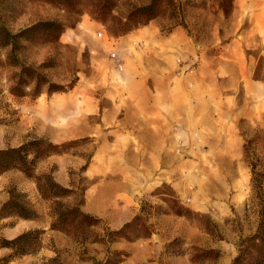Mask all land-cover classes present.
Segmentation results:
<instances>
[{"label": "rangeland", "instance_id": "374dc122", "mask_svg": "<svg viewBox=\"0 0 264 264\" xmlns=\"http://www.w3.org/2000/svg\"><path fill=\"white\" fill-rule=\"evenodd\" d=\"M41 21L60 26L12 40ZM235 26L233 0H0V149L32 139L53 147L29 173L0 166V207L13 197L30 210V217L14 214L15 206L0 215V264L108 256L109 264H232L257 227L248 161L264 170V94L247 97L208 67L200 81L217 86L194 88L201 52L233 48ZM244 51L255 63L252 77L264 82V51L250 43ZM22 65L36 67L42 83L74 84L13 94L10 85L34 79ZM231 95L244 114L258 104V124L237 122V148L225 147L228 125L218 136L207 118ZM46 173L72 192L43 197L35 176ZM75 203L95 224L54 228V210ZM35 228L42 231L35 251L1 246Z\"/></svg>", "mask_w": 264, "mask_h": 264}, {"label": "trees", "instance_id": "16d2710c", "mask_svg": "<svg viewBox=\"0 0 264 264\" xmlns=\"http://www.w3.org/2000/svg\"><path fill=\"white\" fill-rule=\"evenodd\" d=\"M153 7V3L148 6L140 7V10H147ZM60 26L57 21H41L34 23L20 32L11 35L12 40L17 41L20 37L34 33L36 30L41 29H54ZM22 74H26L33 80L32 82H17L10 85V91L17 95H37L44 89L46 92L50 93L56 90H65L70 88L74 81L70 82L67 86H58L45 81L44 83L37 81L38 72L37 68L32 65H22ZM29 89V91H27ZM46 143L42 139H32L17 147H8L5 149H0V166L3 169L10 167H18L26 173H29L32 168L35 167V163L40 155H48L53 151V147H48V145H43ZM50 145V144H49ZM50 146H54L52 143ZM56 146V145H55ZM34 148V149H32ZM31 156V157H30ZM246 160L249 155L247 149H245ZM251 168V196L250 199H256L258 205V221L256 231L242 238L238 244L237 254L233 258L232 264H264V170H259L256 163L253 161H248ZM36 184L39 192L45 198H59L68 196L72 192L71 188L65 187L60 183L56 182L52 177L51 173L42 174L40 176H35ZM47 183V187L44 188L41 185V181ZM16 207L17 211L14 214L24 217H30V210L24 202L13 200L9 198L0 207V215L5 212L6 209ZM55 217L52 222L54 228H62L71 230L80 224H95L91 214L85 213L80 209L78 203L61 206L54 210ZM40 229H31L22 232L12 239H4V243L1 244L3 247L12 249L18 255H23L35 251L40 245ZM109 256L103 260H94L93 264H109Z\"/></svg>", "mask_w": 264, "mask_h": 264}, {"label": "crops", "instance_id": "0c3cea01", "mask_svg": "<svg viewBox=\"0 0 264 264\" xmlns=\"http://www.w3.org/2000/svg\"><path fill=\"white\" fill-rule=\"evenodd\" d=\"M234 3V19H235V31L237 36L233 42V48L223 46V52L221 56L206 55L201 52V65L197 74L195 88L198 93L199 90L209 88L211 83L217 86V82L204 83L202 79V69L208 67L217 80L220 73L227 74L232 77V84H240L243 90V94L247 97L257 99L264 94V82L257 78L252 77V71L254 70L255 63L246 55L244 51V45L250 43L255 48H260L264 51V0H233ZM248 23L247 27H242V23ZM199 40H196L199 43ZM217 37L209 45L217 44ZM238 47V51L237 48ZM192 52L198 54L199 50L194 46ZM231 70H234L232 72ZM199 75H201L199 77ZM208 91V90H207ZM205 101L210 103L205 97ZM226 109L221 112H208L207 118L212 120L209 124L210 131L216 135L223 133V126L228 125L230 132L229 145H225L226 148H237L238 145H242L243 138L240 135V129L237 122L240 118H248L250 121L258 124V113H256V107L258 104L255 102L252 106L248 107L247 114H244L243 110H236L237 100L234 95L225 96L222 99ZM224 120H226L224 122ZM224 122V123H223ZM234 143H230V142ZM224 148V147H223Z\"/></svg>", "mask_w": 264, "mask_h": 264}]
</instances>
